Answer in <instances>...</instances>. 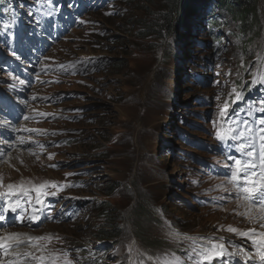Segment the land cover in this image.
<instances>
[{"label":"rangeland","instance_id":"rangeland-1","mask_svg":"<svg viewBox=\"0 0 264 264\" xmlns=\"http://www.w3.org/2000/svg\"><path fill=\"white\" fill-rule=\"evenodd\" d=\"M16 1L21 2L7 0ZM22 1L35 8L36 0ZM85 2L81 31L48 51L43 64L52 66L51 73L40 78L47 86L31 91L36 102L28 108L37 120L23 127L29 132L23 143L33 150L11 152L0 163V188L7 193L9 184L23 186L28 193L17 188L16 194L25 193L30 208L41 204L31 189L46 186V199L40 197L45 205L43 222L34 227L28 220L1 230L24 241L19 252L15 250L20 255L5 264H82L86 258L78 250L85 247L103 257L100 264H123L111 258L112 253H100L103 242L94 232L106 219H121L117 228L132 229L139 236L138 253L149 251L161 264H220L213 258L205 260L202 254L213 242L240 257L244 256L240 248L251 253V239L239 233L264 231L259 221L250 220L260 213L234 198L227 185L213 188L228 170L220 165L218 173L207 175L205 165L216 155L204 149L215 145L219 122L225 129L238 126L232 119L223 123L221 110L226 101L228 110L234 108L239 87L258 77L264 81V1L257 3L262 30L256 29L254 35L240 33L226 39L232 28L225 31L227 25L217 18L212 24L218 28L207 39L201 20L209 16L206 5L198 15H179L170 37L162 41L154 35L146 38L134 27L135 22L146 19L145 14L149 21L155 20L157 2L97 1L89 6V0ZM193 26L198 27L194 42L189 39ZM211 39L218 41L217 49ZM201 43L203 51L194 45ZM83 59L88 62V75L80 70ZM68 61L78 63L75 67L80 74L70 76L74 69L69 65L60 72ZM100 63L102 66L91 68ZM262 85L249 101L253 108L249 125L256 127L253 147L257 153L264 122ZM202 97L209 102L197 104ZM225 154L218 153L223 158ZM122 180L132 185L130 191L109 198L110 212L102 213L103 203L95 192ZM135 204L137 208L128 215L124 208ZM117 211L123 219L116 217ZM41 256L43 261L37 259ZM138 261L144 264L141 258ZM222 264L235 262L227 258Z\"/></svg>","mask_w":264,"mask_h":264},{"label":"snow or ice","instance_id":"snow-or-ice-1","mask_svg":"<svg viewBox=\"0 0 264 264\" xmlns=\"http://www.w3.org/2000/svg\"><path fill=\"white\" fill-rule=\"evenodd\" d=\"M239 99V97H237ZM41 115H45L41 113ZM227 115V105L221 110L222 119ZM27 119V118H25ZM224 124H229L227 119H223ZM240 126L228 128H221L216 131L215 138L220 142H231V146L240 153V156L246 157L247 159H241L240 156H232L231 154H225L224 167L228 170L222 173L238 193L242 195V199L248 202V208L256 209L260 213L258 216H251L250 220H257L260 222V228H264V122L260 128V151L257 153L256 149L252 146L255 141L252 140V134L256 132V127L249 126L247 120L237 121ZM242 126V127H241ZM245 132L250 135L245 136ZM251 141V142H249ZM23 143V141H21ZM42 147V146H41ZM257 160L259 163H257ZM228 161H231L230 163ZM45 185L33 187L31 192H35L37 203H42L40 197L45 195ZM52 187H58L52 185ZM8 192L3 195L11 197L16 194V189L19 188L22 192L28 193V190L23 189V186H16L9 184L7 186ZM52 195H56L55 192ZM23 201L16 199L15 201H9L6 206L0 209V222L6 219V213L11 211L17 213V210L21 207ZM247 215V213L245 214ZM32 220L35 221L37 217L33 215ZM228 231L236 233L237 229L229 228ZM239 235L245 236L251 239L252 244L256 246L255 255L259 257L261 264H264V231H257L256 229H250L247 232H240ZM31 239V238H29ZM43 239V238H40ZM24 241L17 235L12 234L6 237L0 238V250L8 255L13 249L19 248ZM204 248V245H201ZM223 244H217L213 242L211 247L208 248L202 254L204 259L208 260L216 256L223 255ZM219 249V251L217 250ZM240 253L244 256H249L250 253L244 248H240ZM13 255L19 256V253L12 252ZM25 257L29 254L24 253ZM37 259L43 261V257Z\"/></svg>","mask_w":264,"mask_h":264},{"label":"trees","instance_id":"trees-1","mask_svg":"<svg viewBox=\"0 0 264 264\" xmlns=\"http://www.w3.org/2000/svg\"><path fill=\"white\" fill-rule=\"evenodd\" d=\"M151 1L157 2L160 6L159 11L156 13L155 20L153 19L149 21L147 19V15L145 14L146 19L142 20L139 24L135 22L134 27L139 28L141 30L140 32H142L144 37L147 38L150 37L151 35H154L155 37H157L158 41H162L165 38V36L170 37V34L173 31V27L175 26V24L178 23L179 15L183 14L184 12L189 13L190 11L197 9L199 5H204L209 0H151ZM211 1L213 3L211 7V14L217 12L219 13L220 17L222 15V17L226 19V21H224V25L225 22H227L229 28H232L231 29L232 35L235 34L238 35L240 33H245V34L250 33L251 35H254L256 29L258 30V32L262 30L261 23L258 19L259 16L257 14V10H258L257 3L260 0H211ZM5 3H6L5 0H0V7H2ZM224 16H226L227 18H225ZM188 21L190 22V20ZM188 21L187 23L189 24ZM232 24L234 26L235 24H237V26L233 27ZM249 28H252V31H249L248 30ZM235 29H237V32H234ZM119 67L121 68V64H119ZM245 92H246V88H243L241 90V93H238L237 91L238 97L244 98L246 95ZM203 100L204 101H202V103L204 104L207 98H204ZM244 101H245L244 99H240L239 101H237L238 102L237 105L240 106L244 104ZM202 114L196 113L195 115H202ZM211 150L212 148H207V152H210ZM212 152L215 154L214 149ZM131 187H132L131 184H128L123 180L117 181L115 186H110L108 188H105V190L103 191L100 189L101 187H99L98 191H96L95 193L98 195V200L101 203H103L101 204V209H100L102 213L104 212L106 214H109L110 212L112 205L109 202V198H113L117 194H126L130 191ZM136 208H137L136 204L132 207L126 206L124 208V211L128 215H131L132 211ZM114 213L117 218L121 217L123 219V214H121L120 211ZM124 215L126 216V214ZM117 221H121V219L119 220L115 219L109 222H107L106 219V223L99 226V229L96 230L94 233L96 235V238L99 240V242H103V243L111 242L116 245L118 244L117 241L121 242L118 248L119 251L118 257L122 259L124 262H127L128 247L133 240L135 241L139 240V236L137 235V233L132 232V229H127L122 231L121 229L117 228V225L119 224ZM139 227L141 228L142 226ZM103 249L104 251H106L105 247H103ZM84 251H88V250L85 249ZM94 260L95 259H93V261Z\"/></svg>","mask_w":264,"mask_h":264},{"label":"bare ground","instance_id":"bare-ground-1","mask_svg":"<svg viewBox=\"0 0 264 264\" xmlns=\"http://www.w3.org/2000/svg\"><path fill=\"white\" fill-rule=\"evenodd\" d=\"M66 2H67V0H62V3L61 4L53 3V8H49L48 9L49 12L47 14H45V16L43 18L40 19V21L43 23V25H45L46 27L49 26V25H51L54 17H56V15H55V9L56 8H59L60 10H63L64 11L66 9V7H65ZM41 10H42V12L46 11V7L44 5H41ZM213 10H216V9H213ZM208 12H209L208 18L205 19V20L204 19H201V20H203L205 22V24L207 26V29L206 30H203V32L205 33L207 39H208V37H210L212 35V33L214 32V30L218 28L217 27V24H215V25L212 24V20L215 19V18H217L219 16V13H217V12L214 13V14H211V10H208ZM198 14H199V12L193 13V15H198ZM29 26L32 27V26H35V24L33 22H31V23H29ZM232 26L234 27L233 24H232ZM199 30H200V28H199ZM224 30L226 31V30H229V29H228V27H225ZM233 36L234 35H232V33L230 32L229 35L226 37V39L227 38L230 39ZM60 42H64V40H63V38L61 36L56 40L55 43H52V42H50V41H48L47 39L44 38V39H42L41 44H42L43 48H46V49L47 48H51V50H53V48H55L56 45L58 43H60ZM210 42H212L213 43V47L217 49L216 44H218V41H215V40L211 39ZM4 54L5 53L3 52L2 55H4ZM87 58H89V56ZM83 60H84V63H85V59H83ZM174 86H176L175 83H174ZM139 226H141V225L139 224ZM6 236L7 235L5 234V232H3L0 235L1 238L2 237H6ZM117 242H118L117 245L114 244V243H111V242H104L103 243V246L106 248L105 249L106 250V255H108L107 254L108 251H110L112 253V257H116L118 255V252H119L118 251V248H119V245L121 244V242H119V241H117ZM95 255L97 257L99 256L98 253H96ZM12 256H14V255L12 254ZM7 261L8 260L3 261V262H0V264H5ZM242 262H244L243 264H245L247 262V260L245 259ZM100 263H101V261H100ZM248 264H261V262H260L258 256H256V257L255 256H251L249 258Z\"/></svg>","mask_w":264,"mask_h":264}]
</instances>
